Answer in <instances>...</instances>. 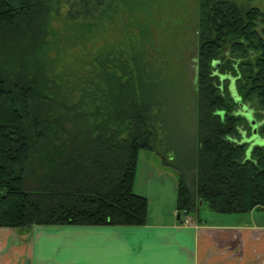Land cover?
Returning <instances> with one entry per match:
<instances>
[{"label": "trees", "instance_id": "1", "mask_svg": "<svg viewBox=\"0 0 264 264\" xmlns=\"http://www.w3.org/2000/svg\"><path fill=\"white\" fill-rule=\"evenodd\" d=\"M113 2L0 0V228L147 224L135 182L140 152H155L159 135L156 74L136 56L66 67L49 50L54 23L89 41ZM198 19L194 188L181 177L176 209L264 210V146L247 155L251 127L228 90L233 78L264 137V11L199 0Z\"/></svg>", "mask_w": 264, "mask_h": 264}, {"label": "crops", "instance_id": "2", "mask_svg": "<svg viewBox=\"0 0 264 264\" xmlns=\"http://www.w3.org/2000/svg\"><path fill=\"white\" fill-rule=\"evenodd\" d=\"M180 177L142 150L135 191L149 200L145 226L0 228V264H264V210L181 217Z\"/></svg>", "mask_w": 264, "mask_h": 264}, {"label": "rangeland", "instance_id": "3", "mask_svg": "<svg viewBox=\"0 0 264 264\" xmlns=\"http://www.w3.org/2000/svg\"><path fill=\"white\" fill-rule=\"evenodd\" d=\"M107 1H114L113 12L110 18L99 23L89 41L77 38L75 31L68 26L66 28L64 23H54V38L59 43L54 45L50 40V55L57 56L66 67L88 62L92 57L103 60L109 56L115 58L118 65L121 61L122 64H132L133 56L138 60L142 58L141 64L156 74L157 79L153 111L159 135L154 153L162 161L166 157L167 166L184 176L193 190L197 145L196 31L199 0ZM237 2L264 11V0ZM263 28L260 26L259 30ZM228 90L234 101L239 103V114L249 121L251 128L247 130L245 126L243 129L242 142L248 144L247 155L250 156L255 145L264 146V137L257 131L260 124L256 123L252 110L241 107L233 78H230ZM143 166L141 163L138 177L142 176ZM201 209L211 211L208 204Z\"/></svg>", "mask_w": 264, "mask_h": 264}, {"label": "flooded vegetation", "instance_id": "4", "mask_svg": "<svg viewBox=\"0 0 264 264\" xmlns=\"http://www.w3.org/2000/svg\"><path fill=\"white\" fill-rule=\"evenodd\" d=\"M241 107H247L250 111H251V108L250 107H248L247 105H243V104H241ZM252 112V111H251Z\"/></svg>", "mask_w": 264, "mask_h": 264}, {"label": "water", "instance_id": "5", "mask_svg": "<svg viewBox=\"0 0 264 264\" xmlns=\"http://www.w3.org/2000/svg\"><path fill=\"white\" fill-rule=\"evenodd\" d=\"M218 65H219V64L215 63V66H216V67H218ZM201 204H202V202H201Z\"/></svg>", "mask_w": 264, "mask_h": 264}]
</instances>
